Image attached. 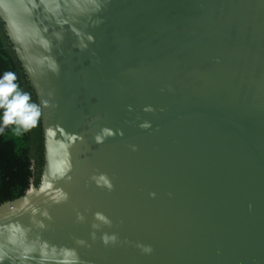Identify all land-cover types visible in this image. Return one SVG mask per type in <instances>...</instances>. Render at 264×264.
I'll return each instance as SVG.
<instances>
[{"label": "water", "instance_id": "1", "mask_svg": "<svg viewBox=\"0 0 264 264\" xmlns=\"http://www.w3.org/2000/svg\"><path fill=\"white\" fill-rule=\"evenodd\" d=\"M40 109L0 264H264V0H0Z\"/></svg>", "mask_w": 264, "mask_h": 264}, {"label": "trees", "instance_id": "2", "mask_svg": "<svg viewBox=\"0 0 264 264\" xmlns=\"http://www.w3.org/2000/svg\"><path fill=\"white\" fill-rule=\"evenodd\" d=\"M5 71L16 74L20 88L31 95V102L37 104L36 95L10 48L0 20V74ZM42 165L40 116L28 131H18L14 125H0V204L22 196L30 185L37 187Z\"/></svg>", "mask_w": 264, "mask_h": 264}, {"label": "clouds", "instance_id": "3", "mask_svg": "<svg viewBox=\"0 0 264 264\" xmlns=\"http://www.w3.org/2000/svg\"><path fill=\"white\" fill-rule=\"evenodd\" d=\"M40 116L37 104L31 95L22 90L14 72L0 74V125H14L18 131L34 127Z\"/></svg>", "mask_w": 264, "mask_h": 264}]
</instances>
